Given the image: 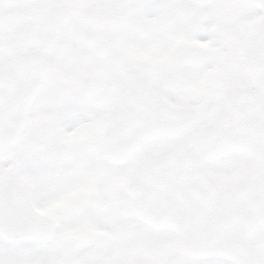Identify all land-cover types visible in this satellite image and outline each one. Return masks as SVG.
Masks as SVG:
<instances>
[{"label":"snow or ice","instance_id":"snow-or-ice-1","mask_svg":"<svg viewBox=\"0 0 264 264\" xmlns=\"http://www.w3.org/2000/svg\"><path fill=\"white\" fill-rule=\"evenodd\" d=\"M0 264H264V0H0Z\"/></svg>","mask_w":264,"mask_h":264}]
</instances>
